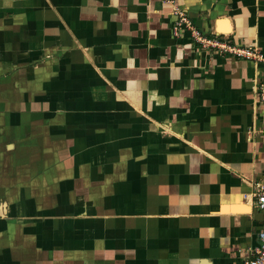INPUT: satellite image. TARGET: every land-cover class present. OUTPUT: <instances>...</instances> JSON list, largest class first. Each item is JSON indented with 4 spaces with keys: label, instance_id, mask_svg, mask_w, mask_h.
Returning <instances> with one entry per match:
<instances>
[{
    "label": "crops",
    "instance_id": "0c3cea01",
    "mask_svg": "<svg viewBox=\"0 0 264 264\" xmlns=\"http://www.w3.org/2000/svg\"><path fill=\"white\" fill-rule=\"evenodd\" d=\"M264 0H0V264H242L264 213Z\"/></svg>",
    "mask_w": 264,
    "mask_h": 264
},
{
    "label": "built area",
    "instance_id": "2783aa9c",
    "mask_svg": "<svg viewBox=\"0 0 264 264\" xmlns=\"http://www.w3.org/2000/svg\"><path fill=\"white\" fill-rule=\"evenodd\" d=\"M172 13L175 17L172 25V33L174 36H179L180 32L186 31L190 34L194 42L203 48H215L224 54L244 58L252 62H264L263 56L257 50L238 47L220 40L215 36L204 35L201 31L196 29L190 18H188L184 12L174 9ZM258 94L259 103L264 110V86H260ZM260 133L261 136L264 137V125ZM254 198V208L264 213V185L254 186ZM257 239L258 245L252 250L250 256L243 260L242 264H264V224L258 233Z\"/></svg>",
    "mask_w": 264,
    "mask_h": 264
}]
</instances>
